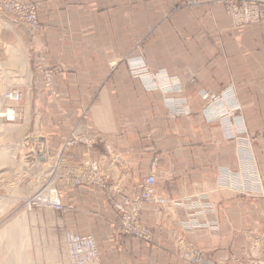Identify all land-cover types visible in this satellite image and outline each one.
<instances>
[{
	"label": "crops",
	"instance_id": "obj_1",
	"mask_svg": "<svg viewBox=\"0 0 264 264\" xmlns=\"http://www.w3.org/2000/svg\"><path fill=\"white\" fill-rule=\"evenodd\" d=\"M38 1V20L47 26L40 43L46 45L49 63L60 64V71L53 77L54 94L32 92L35 115L30 108L34 122L29 129L40 134L54 154L71 126L80 124L83 141L63 150L64 157L75 164L95 162L108 183L122 187V203L142 189L150 173L155 191L169 201L143 202L140 218L153 234V241L146 242L121 231L118 213L100 187L60 185L62 203L71 206L57 214L62 235L67 230L91 234L98 264H190L175 255L177 236L213 258L231 255L237 260L233 264H242L247 247L243 233L264 228V195L234 190L231 178L238 164L248 165V132L260 133L253 151L264 173V148L259 144L264 106L255 110L245 100L250 91L261 86L264 91V21L233 34L239 35L240 46L229 35L225 39L228 67L242 76L239 81L227 75V69L213 68L215 53L205 39L178 42L171 59L168 50L150 48V69H165L175 79L163 93L132 75L129 64L120 60L119 42L113 37L106 41L105 36L119 33L122 17L137 18L135 4L153 0ZM148 17H153L151 8L144 15ZM7 20L4 38L24 49L26 37ZM216 92L223 93L227 107L239 104L241 118L227 117L228 108L206 103ZM185 97L188 106L182 102ZM164 98L180 101L176 111L164 106ZM85 106L88 111H83ZM211 224L217 229L210 230ZM261 248H256L257 255H264Z\"/></svg>",
	"mask_w": 264,
	"mask_h": 264
},
{
	"label": "rangeland",
	"instance_id": "obj_2",
	"mask_svg": "<svg viewBox=\"0 0 264 264\" xmlns=\"http://www.w3.org/2000/svg\"><path fill=\"white\" fill-rule=\"evenodd\" d=\"M11 1L8 2L17 3V0ZM135 5L137 18L134 20L122 17L119 33L114 32L105 36L106 41L113 37L115 42H119L120 60L127 62L130 73L144 80L149 87L164 93L175 80L165 69H150L147 61L154 59L150 48L168 50V57L171 59L176 57L178 42L191 44L200 39L207 40L215 53L211 60L213 68L227 69V75L236 77V81L242 79V76L228 67L225 39L229 35L232 41L240 46L239 35L233 34L244 26L264 21V0H186L184 2L171 0L165 3L153 0L150 3ZM39 7L38 0H20V9H23L24 14L30 10L35 12L37 22L34 27L31 22L26 21L27 16L19 21L10 11L0 9V156H2L0 157V264H68L64 234L62 235V231L57 228L58 212L66 211L44 207L37 202L30 204L26 202L29 196L43 191L42 189L48 184L50 165L48 162L42 164L38 160L42 153L32 140L41 135L34 133L28 127L34 122L31 113L35 115L32 92L37 89L48 93L54 92L53 77L60 71V64L49 63L46 45L40 43L41 37H47L45 34L47 26L38 20ZM150 8L153 17L144 18V15L148 16ZM217 9L219 11L216 13ZM7 19H10V22L12 21L26 37L24 49L19 44L4 38L3 32H8L4 30L9 23ZM208 24L213 27L209 28ZM11 35L15 36L13 33ZM15 53H20V61L14 59ZM154 57L158 56L155 54ZM168 57L163 59L166 60ZM261 90H263L262 86L255 92L250 91V97L245 99L250 107L254 106L255 110H261L264 106V91ZM13 91L22 94L21 100L12 101L8 98V94ZM177 102L180 101L175 98L163 100L164 106L172 112L176 111ZM182 102L188 106L189 99L185 97ZM206 103L228 108L227 117L242 116L239 104L233 106L234 108L227 107L222 92L211 94ZM88 110L89 106L83 107V111ZM90 120L92 121L93 118ZM76 126L80 127V124H73L71 128ZM259 135V132L247 133L248 165L238 164L232 171V188L238 192L248 190L249 193L264 195V173L260 172L253 151L257 145L254 140ZM261 140H259L260 148H264V137L263 141ZM48 152L50 150L47 144L44 153L48 154ZM228 173L227 170L226 174ZM156 193L166 202L164 204L151 202L159 205L169 202L164 196ZM17 217L26 218L25 227L16 226L9 233L3 232V234L1 230ZM139 219L142 227L137 235L124 233L120 226L121 231L135 239L152 242L153 234L150 227L141 221L140 214ZM217 227V224H211L209 229L216 230ZM243 234L247 247L246 258L242 264H249L251 260L259 261L257 264H264V255L256 254L258 246H262L260 251L264 253V228L261 231L247 230ZM174 252L180 259L190 264H233L237 261L236 258L226 254L213 258L180 236L174 238Z\"/></svg>",
	"mask_w": 264,
	"mask_h": 264
},
{
	"label": "built area",
	"instance_id": "obj_3",
	"mask_svg": "<svg viewBox=\"0 0 264 264\" xmlns=\"http://www.w3.org/2000/svg\"><path fill=\"white\" fill-rule=\"evenodd\" d=\"M8 1L1 0L0 9L11 12L20 21L26 18L31 22L32 27L36 26L35 12L30 10L27 14L20 9V0L16 4H10ZM13 2V1H11ZM25 16V17H24ZM54 94V92H52ZM8 98L12 101L21 100L22 94L17 91L10 92ZM29 141V139L27 140ZM83 138L78 127L71 128L70 134L64 139L57 153H44L46 142L41 136L35 137L32 143L39 148L42 156L38 160L42 164L48 162L49 182L42 189L33 193L26 199V202H37L41 206L49 207L57 211H67L71 209L70 205L61 202L58 193V186L76 187L81 185H91L100 187L106 199L114 206L120 218V226L124 233L138 234L142 225L140 223L139 214L141 206L145 201H154L164 204L165 199L158 196L154 190L155 176L153 173L148 174L144 181L142 189L132 197L127 203L120 202L119 198L123 194L122 187L117 183H108V177L105 176L95 162H81L75 164L70 162L62 155V151L72 147ZM141 236V234H140ZM64 241L67 252L68 264H98V248L94 237L90 234H79L72 231L64 233ZM259 261L251 260L249 264H257Z\"/></svg>",
	"mask_w": 264,
	"mask_h": 264
},
{
	"label": "bare ground",
	"instance_id": "obj_4",
	"mask_svg": "<svg viewBox=\"0 0 264 264\" xmlns=\"http://www.w3.org/2000/svg\"><path fill=\"white\" fill-rule=\"evenodd\" d=\"M10 51V50H9ZM13 57H14V59L15 60H17V61H20V53H15V54H13ZM10 129V128H9ZM9 131V130H8ZM7 134V133H6ZM0 157H2V156H0ZM24 217V216H23ZM23 217H17L16 219H14L13 221H12V223H10V225H8V226H5V228H3L2 230H1V232L3 233V232H5V233H9L11 230H12V228H14V227H16V226H22L23 228L25 227V225H24V223H25V220H26V218H23ZM4 234V233H3Z\"/></svg>",
	"mask_w": 264,
	"mask_h": 264
}]
</instances>
